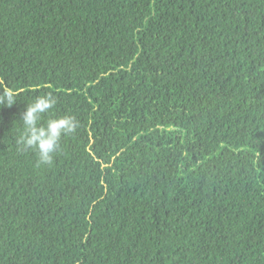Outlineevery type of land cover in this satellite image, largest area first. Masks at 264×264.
<instances>
[{
	"label": "trees",
	"instance_id": "trees-1",
	"mask_svg": "<svg viewBox=\"0 0 264 264\" xmlns=\"http://www.w3.org/2000/svg\"><path fill=\"white\" fill-rule=\"evenodd\" d=\"M7 91L0 264H264V0H0Z\"/></svg>",
	"mask_w": 264,
	"mask_h": 264
},
{
	"label": "clouds",
	"instance_id": "clouds-1",
	"mask_svg": "<svg viewBox=\"0 0 264 264\" xmlns=\"http://www.w3.org/2000/svg\"><path fill=\"white\" fill-rule=\"evenodd\" d=\"M12 107L16 101L14 93L7 91L0 102H5ZM56 97L51 93L37 96L28 104L22 114V133L18 143L25 149L34 150L38 156V165L51 166L53 155L60 148L62 137L73 134L78 121L74 116L63 115L56 118H48L46 123H41L43 117L55 107Z\"/></svg>",
	"mask_w": 264,
	"mask_h": 264
}]
</instances>
